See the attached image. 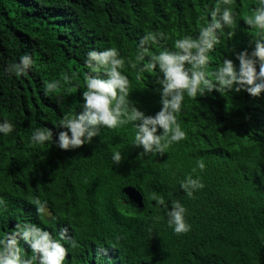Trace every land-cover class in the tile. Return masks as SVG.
I'll use <instances>...</instances> for the list:
<instances>
[{"label":"trees","instance_id":"16d2710c","mask_svg":"<svg viewBox=\"0 0 264 264\" xmlns=\"http://www.w3.org/2000/svg\"><path fill=\"white\" fill-rule=\"evenodd\" d=\"M216 3L0 0V122L13 125L9 134L0 133V238L18 224L34 223L56 239L66 227L77 246L61 241L68 249L63 264H264V94H185L178 122L186 139L162 156L140 154L133 123L102 127L81 148L64 151L55 143L64 116L82 111L89 51L117 48L130 80L129 99L155 115L161 108L158 70L139 73L137 80L138 70L129 64L136 62L140 39L163 33L149 51L175 50V40L198 36ZM258 6L260 0H233L236 22L218 32L209 73L225 57L238 67L233 50L264 39V31L244 22ZM24 54L33 65L17 76L14 65ZM56 80L60 86L46 93L45 83ZM43 127L52 130L54 142L33 144L31 135ZM117 151L119 165L112 159ZM188 175L204 184L191 198L180 186ZM36 199L47 202L44 214H37ZM173 201L186 208L191 228L185 234L168 225ZM19 243L22 255L38 264L30 246Z\"/></svg>","mask_w":264,"mask_h":264},{"label":"clouds","instance_id":"9594fccd","mask_svg":"<svg viewBox=\"0 0 264 264\" xmlns=\"http://www.w3.org/2000/svg\"><path fill=\"white\" fill-rule=\"evenodd\" d=\"M232 3L233 0H217L210 11V20L199 28L198 36L194 38L186 35L175 40V50L164 48L158 54L149 51V47L157 43L158 38H164L163 33L149 32L140 39L136 62L129 61V64L133 70H138L137 80L141 78L139 73L158 70L159 75L154 83L159 86L157 89L161 108L155 115H146L129 99L130 80L122 71L125 60L120 57L117 48L89 51L85 64L90 71L85 73L86 90L82 92V111L65 115L60 121L57 128L64 130L58 132V140L55 141L57 146L64 151L81 148L91 144L102 127L115 129L133 123V146L142 148L140 154L162 156L171 144L186 139V132L178 122L185 94L192 99L213 91H243L253 98L264 94V39L250 40L249 46L242 51L233 50L235 60L239 62L238 67L233 59L225 57L213 72L208 71L209 54L220 43L218 32L226 27L231 28L236 22ZM221 4L225 7L221 8ZM244 22L249 27L264 31V0H260V6ZM146 57L147 62L141 63ZM32 65V57L24 54L19 63L14 65L15 74H25ZM62 79L65 83L70 82L67 74H62ZM59 86V80L46 82L45 92H54ZM12 130L13 125L8 120L0 122V133L7 135ZM30 139L33 144L54 142L53 132L47 127L35 129ZM112 159L119 165L123 159L122 154L117 151ZM197 166L201 171L205 169L203 160L197 161ZM180 186L189 198L193 197L196 190L204 188L200 178L194 179L192 175L181 181ZM154 199L157 205L165 204L162 197ZM3 203L0 198V204ZM34 205L38 215L46 212V201L42 203L36 199ZM185 214L186 208L179 201H173L167 211L168 225L178 235L190 231L191 226L186 222ZM59 237L54 238L51 232L34 223L18 224L14 230L0 238V264H33V258L22 255L21 239L30 246L38 264H63L68 249L61 241L69 240L73 248L77 245L68 236L66 227L60 229Z\"/></svg>","mask_w":264,"mask_h":264}]
</instances>
